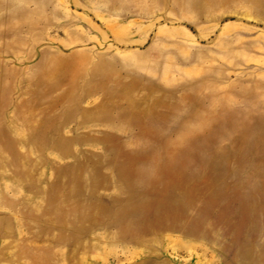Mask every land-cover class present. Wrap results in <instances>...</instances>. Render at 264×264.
<instances>
[{
    "label": "rangeland",
    "instance_id": "obj_1",
    "mask_svg": "<svg viewBox=\"0 0 264 264\" xmlns=\"http://www.w3.org/2000/svg\"><path fill=\"white\" fill-rule=\"evenodd\" d=\"M0 264H264V0H0Z\"/></svg>",
    "mask_w": 264,
    "mask_h": 264
},
{
    "label": "bare ground",
    "instance_id": "obj_2",
    "mask_svg": "<svg viewBox=\"0 0 264 264\" xmlns=\"http://www.w3.org/2000/svg\"><path fill=\"white\" fill-rule=\"evenodd\" d=\"M218 130H219V129H218ZM221 130H222V129H221ZM258 131H259V130H258ZM258 131H257V132H258ZM196 138H197V137H196ZM199 138H200V137H199ZM192 139H194V138L192 137ZM187 140H188V138H187ZM189 140H190V139H189ZM196 141H197V139H196ZM198 141H200V140H198ZM201 142H202V141H201ZM201 142H200V143H201ZM188 143H191V142L188 141ZM192 144H193V143H192ZM202 144H203V142H202ZM201 146H202V145H201ZM188 147H190V144H188ZM187 182H188V181H187Z\"/></svg>",
    "mask_w": 264,
    "mask_h": 264
}]
</instances>
